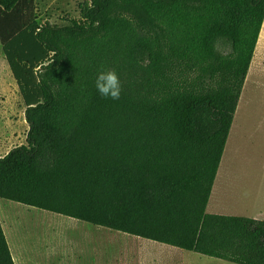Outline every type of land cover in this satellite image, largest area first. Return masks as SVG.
Listing matches in <instances>:
<instances>
[{
  "label": "trees",
  "instance_id": "1",
  "mask_svg": "<svg viewBox=\"0 0 264 264\" xmlns=\"http://www.w3.org/2000/svg\"><path fill=\"white\" fill-rule=\"evenodd\" d=\"M35 10L36 0H0L30 126L27 144L0 156V198L264 264V220L207 211L264 0H86L64 25L39 24ZM109 69L118 100L95 87ZM0 264H15L1 219Z\"/></svg>",
  "mask_w": 264,
  "mask_h": 264
},
{
  "label": "rangeland",
  "instance_id": "2",
  "mask_svg": "<svg viewBox=\"0 0 264 264\" xmlns=\"http://www.w3.org/2000/svg\"><path fill=\"white\" fill-rule=\"evenodd\" d=\"M84 1L36 0L35 18L41 25L45 22L64 25L70 19L80 18L79 3ZM222 51L226 53L229 49L224 48ZM25 114L26 105L0 42V156L16 146L27 144L30 126ZM222 165L224 169H230L232 165L241 167L243 177L257 181L255 204L264 213V28L219 170ZM227 171L225 177L230 183V193L224 202L228 203L230 209L221 210V213L233 214L238 210L231 208L234 206L232 182L239 178L240 172L232 169ZM221 203L217 183L207 211H217ZM0 219L5 233L7 231L12 254L17 249L24 264H94L90 250L95 241V228L98 227L94 224L3 198H0ZM138 239L146 240L141 237ZM218 263L233 264L225 260Z\"/></svg>",
  "mask_w": 264,
  "mask_h": 264
},
{
  "label": "crops",
  "instance_id": "3",
  "mask_svg": "<svg viewBox=\"0 0 264 264\" xmlns=\"http://www.w3.org/2000/svg\"><path fill=\"white\" fill-rule=\"evenodd\" d=\"M8 153L9 151L3 156ZM230 169L240 172L239 178L233 180L231 190L234 205L231 208L238 210V212L225 215L244 216L264 220V213L255 204L254 189L257 181L253 182V180L243 177L241 175L243 170L241 167H234L232 165ZM230 169H224L222 165L221 170L218 171L215 184L217 185L218 183V195L222 199V203L217 207L218 210L213 212L214 214H222L221 210L230 209L228 203L224 202L225 197L230 193V183L225 177L226 173H228L227 170ZM222 172L223 177H221ZM5 234H7V231ZM94 235L95 241L90 247L91 257H94V264H219L218 262L223 260L219 258L214 259V257L162 242L149 239L141 240L138 239V236L104 226L96 227ZM13 258L15 264H24L17 249L15 250Z\"/></svg>",
  "mask_w": 264,
  "mask_h": 264
},
{
  "label": "clouds",
  "instance_id": "4",
  "mask_svg": "<svg viewBox=\"0 0 264 264\" xmlns=\"http://www.w3.org/2000/svg\"><path fill=\"white\" fill-rule=\"evenodd\" d=\"M97 92L105 98L118 100L122 92V85L114 69L100 71L95 80Z\"/></svg>",
  "mask_w": 264,
  "mask_h": 264
},
{
  "label": "bare ground",
  "instance_id": "5",
  "mask_svg": "<svg viewBox=\"0 0 264 264\" xmlns=\"http://www.w3.org/2000/svg\"><path fill=\"white\" fill-rule=\"evenodd\" d=\"M264 28V27H263ZM4 215H5V213H4ZM8 216V215H7Z\"/></svg>",
  "mask_w": 264,
  "mask_h": 264
}]
</instances>
